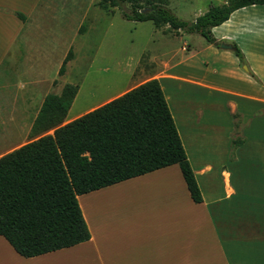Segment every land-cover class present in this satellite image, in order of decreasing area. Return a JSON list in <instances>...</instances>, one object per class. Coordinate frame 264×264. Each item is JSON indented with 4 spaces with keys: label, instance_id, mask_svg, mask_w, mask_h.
Segmentation results:
<instances>
[{
    "label": "crops",
    "instance_id": "0c3cea01",
    "mask_svg": "<svg viewBox=\"0 0 264 264\" xmlns=\"http://www.w3.org/2000/svg\"><path fill=\"white\" fill-rule=\"evenodd\" d=\"M115 9L108 0H0V157L41 136L30 134L45 127L63 86L78 84L68 68L74 51L97 18ZM154 29L160 40L183 35L168 26ZM211 31L218 44L213 46H230L220 48L219 84L175 72L176 51L153 52L151 60L147 54L155 69L146 81L156 79L161 86L202 202L190 198L178 165L104 186L77 196L89 241L26 259L75 251L89 264H264V153L256 148L264 143V4L234 11ZM188 50L183 43L180 51ZM168 82L224 95L227 122L215 140L218 151L204 153V140L186 138ZM142 83L69 116L78 89L62 125ZM187 105L201 115L199 105ZM177 107L181 113L183 107ZM74 260L68 258V264Z\"/></svg>",
    "mask_w": 264,
    "mask_h": 264
},
{
    "label": "trees",
    "instance_id": "16d2710c",
    "mask_svg": "<svg viewBox=\"0 0 264 264\" xmlns=\"http://www.w3.org/2000/svg\"><path fill=\"white\" fill-rule=\"evenodd\" d=\"M125 20L151 21L156 29L197 34L216 45L211 30L241 8L264 0H227L194 22L177 18L167 0H108ZM142 10H147L142 12ZM235 54L240 53L235 49ZM78 91L65 84L45 127L52 134L0 157V236L23 258L90 240L77 196L178 165L190 198L202 196L161 86L148 80L62 125Z\"/></svg>",
    "mask_w": 264,
    "mask_h": 264
},
{
    "label": "rangeland",
    "instance_id": "374dc122",
    "mask_svg": "<svg viewBox=\"0 0 264 264\" xmlns=\"http://www.w3.org/2000/svg\"><path fill=\"white\" fill-rule=\"evenodd\" d=\"M167 1H169L167 7L177 18L194 22L210 7L222 5L227 0ZM180 3H183L184 7L180 6ZM83 7L85 9L87 6ZM154 32L157 34L151 23L125 20L118 8L112 16L98 17L88 34L83 36L82 46L74 51L73 61L68 64L69 71L74 70L73 76L74 79H78L76 85L79 87V93L69 116L90 108L135 83L146 81L148 74L155 69L150 66L147 54L150 53L151 60L153 52L156 51L170 56L176 51L175 62H173L175 72L183 75L189 73L193 76H205L207 80L219 84V72L224 67L219 56L220 45L216 48L197 34L183 32L181 37L160 40ZM183 43L188 45L187 52L180 51ZM178 63L179 66H177ZM68 83L72 84L71 81ZM167 89L172 90V94L176 97L177 105L174 110L178 113L181 124L185 125L186 138L204 140L200 141L203 142L200 146L204 153L214 148L218 151L220 145L215 140L222 136L227 122L224 95L193 87L190 89L184 83L172 85L168 82ZM187 104L199 105L201 115L199 112H190ZM177 106L183 107L181 113L178 112ZM254 115L258 121L257 132L261 134L262 112L257 111ZM200 117L201 121L197 125ZM186 121H188V127ZM47 134L50 132H41L39 136ZM256 148L261 156L264 153V143H259ZM215 154L217 156V153ZM8 246V243L0 238V264H68V258L72 257L75 258L73 264H89V259H84L83 255L80 256L75 251L55 253L50 257H39L33 260L16 256Z\"/></svg>",
    "mask_w": 264,
    "mask_h": 264
},
{
    "label": "water",
    "instance_id": "95a60500",
    "mask_svg": "<svg viewBox=\"0 0 264 264\" xmlns=\"http://www.w3.org/2000/svg\"><path fill=\"white\" fill-rule=\"evenodd\" d=\"M147 10H142V12H146ZM220 48H222V49H230V46H226V45H224V44H220Z\"/></svg>",
    "mask_w": 264,
    "mask_h": 264
}]
</instances>
